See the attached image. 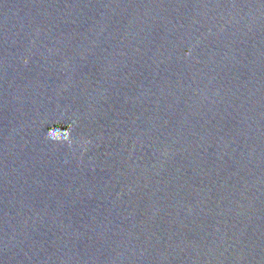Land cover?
<instances>
[{
    "label": "water",
    "instance_id": "water-1",
    "mask_svg": "<svg viewBox=\"0 0 264 264\" xmlns=\"http://www.w3.org/2000/svg\"><path fill=\"white\" fill-rule=\"evenodd\" d=\"M0 264H264V0H0Z\"/></svg>",
    "mask_w": 264,
    "mask_h": 264
},
{
    "label": "clouds",
    "instance_id": "clouds-1",
    "mask_svg": "<svg viewBox=\"0 0 264 264\" xmlns=\"http://www.w3.org/2000/svg\"><path fill=\"white\" fill-rule=\"evenodd\" d=\"M56 141H65V140H56ZM69 145H71L72 144V140H70V141H66Z\"/></svg>",
    "mask_w": 264,
    "mask_h": 264
}]
</instances>
